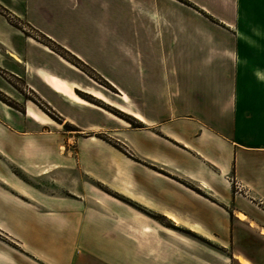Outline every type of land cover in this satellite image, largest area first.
I'll return each instance as SVG.
<instances>
[{"label":"crops","instance_id":"obj_1","mask_svg":"<svg viewBox=\"0 0 264 264\" xmlns=\"http://www.w3.org/2000/svg\"><path fill=\"white\" fill-rule=\"evenodd\" d=\"M61 1L55 0V19L47 11L49 14L33 20L26 8L20 10V16L127 100L129 108L114 106L130 112L136 123L131 128H117L137 158L135 194L158 205L141 188L151 183L159 197L188 200L195 197L185 186L190 183L209 196H222L224 203H234V218L247 220L251 229L258 225L261 234L264 221L240 208L238 199L221 184L224 175H233L264 202V0H84L98 1L116 18L117 26L82 28V37L75 33L78 20H71ZM124 5L130 7V13L125 14ZM124 17L130 26H125ZM71 26L75 41L65 34ZM124 30L130 31L129 40L116 39ZM8 33L1 42L15 43L6 51L10 70L15 75L16 68L32 70L26 84L53 109L67 113L63 122L77 125V103H87L124 122L75 92L81 87L62 71L67 69L65 59L46 52L43 45L38 49L30 44L39 41L17 34L13 37L11 29ZM84 89L105 100L99 90ZM44 123L54 121L36 106L29 104L21 112L0 100V201L21 205L32 214L29 217L54 222V202L47 215L19 203L21 197L28 198L27 193L43 190L42 184H29L27 178L45 174V140L53 149L54 138L41 132ZM7 160L19 167L18 172ZM50 163L54 169V157ZM142 163L154 168L142 170ZM237 211L247 218L238 219ZM163 214L174 224L180 223L174 213L165 210ZM25 236L30 240L25 243L27 248L0 247V264H55L54 233L41 230Z\"/></svg>","mask_w":264,"mask_h":264},{"label":"rangeland","instance_id":"obj_2","mask_svg":"<svg viewBox=\"0 0 264 264\" xmlns=\"http://www.w3.org/2000/svg\"><path fill=\"white\" fill-rule=\"evenodd\" d=\"M61 2L63 10L73 17L71 20H78L79 30L75 33L81 37L82 28L104 30L117 26L116 18L98 1ZM25 8L33 20L48 12L55 19V0H0V100L21 112L27 105H34L54 121L44 123L41 129L45 137L54 138L53 149L46 140L44 142L45 174L27 178L29 184H42L43 190L27 193L28 198L21 197L19 203H27L28 207L47 215L51 211L50 203L54 202L55 221L29 217L32 214L21 205L1 200L0 247L27 248L25 243L30 240H26L25 234L42 230L55 234V264H240L235 254L244 256L250 264H264V236L259 234L258 225L251 229L247 220L240 222L234 218V203H224L222 196H209L190 183L185 186L194 191L189 192L195 195L193 200L190 196L182 201L169 195L159 197L151 189L154 188L151 183H144L141 188L146 196L158 200V205L135 194L137 175L133 174L137 158L117 128H131L136 123L130 112L114 106L129 108L127 100L117 96L94 70L27 23L20 16V10ZM124 11L130 13V7L124 5ZM124 24L130 26L131 22L125 18ZM10 29L13 37L17 34L23 39L39 41L41 43L30 44L38 49L43 45L46 52L50 50L55 57L65 59L68 64L63 66L67 69L62 71L81 87L75 92L124 122L119 123L87 103L77 102V125L63 122L67 113L53 109L26 84L27 76L32 77V70L21 72L16 68L17 75L10 70L6 51L13 49L15 43L1 42ZM71 31L65 34L75 41L77 35ZM129 36L130 31L125 33L124 30L122 35L117 33L116 39L129 40ZM85 87L99 90L106 96L105 100L89 94ZM90 126L96 131L87 128ZM94 126L98 128L93 129ZM52 157L55 158L54 169L50 163ZM7 162L18 172L19 167L14 162ZM140 167L147 171L148 167L154 168L146 164ZM234 178L224 175L221 185L226 184L223 188L233 199H238L240 208L264 221V202ZM165 210L174 213L180 223L169 220L163 214Z\"/></svg>","mask_w":264,"mask_h":264},{"label":"bare ground","instance_id":"obj_3","mask_svg":"<svg viewBox=\"0 0 264 264\" xmlns=\"http://www.w3.org/2000/svg\"><path fill=\"white\" fill-rule=\"evenodd\" d=\"M10 56H11L12 58H14V60L19 61V58H18L15 54L11 53ZM21 64H22V63H21ZM96 95H97V97H100L99 94H96ZM32 112H33V111H32ZM29 114H30V113H29ZM235 215H236V217H237L238 219H240V220H242V221H244V220L247 218L243 213L238 212V211L235 213ZM250 226H254V224H253L252 222H250ZM255 227H256V226H255ZM260 233H261V235L264 236V230H260ZM235 259H236L240 264H250L249 261H248L244 256H242V255H236V254H235Z\"/></svg>","mask_w":264,"mask_h":264},{"label":"trees","instance_id":"obj_4","mask_svg":"<svg viewBox=\"0 0 264 264\" xmlns=\"http://www.w3.org/2000/svg\"><path fill=\"white\" fill-rule=\"evenodd\" d=\"M78 92V91H77Z\"/></svg>","mask_w":264,"mask_h":264}]
</instances>
